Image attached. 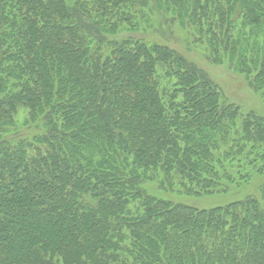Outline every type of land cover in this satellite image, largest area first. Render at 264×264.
Returning <instances> with one entry per match:
<instances>
[{
	"label": "trees",
	"instance_id": "16d2710c",
	"mask_svg": "<svg viewBox=\"0 0 264 264\" xmlns=\"http://www.w3.org/2000/svg\"><path fill=\"white\" fill-rule=\"evenodd\" d=\"M150 5L264 94V0H0V264H264V117L119 39Z\"/></svg>",
	"mask_w": 264,
	"mask_h": 264
},
{
	"label": "rangeland",
	"instance_id": "374dc122",
	"mask_svg": "<svg viewBox=\"0 0 264 264\" xmlns=\"http://www.w3.org/2000/svg\"><path fill=\"white\" fill-rule=\"evenodd\" d=\"M149 12L145 11L146 17L139 19L136 27L126 29L119 34V39H135L148 45H167L188 61L194 63L202 69L210 80L218 86L222 95V101L228 105L237 106L243 115L254 112L264 117V94L255 92L248 81L240 74L230 68L227 63H213L205 50V46L193 44L192 32L188 27H183L180 23H172L169 15H160L149 6ZM172 85V84H170ZM26 116V111L21 110L18 115L20 124ZM263 182L262 178H255L249 183L236 188H231L227 194H218L202 197H188L176 193H165L159 191L157 184L146 183L143 188L147 194L156 196L174 203L193 205L199 208H212L226 205L233 201L257 196L259 187Z\"/></svg>",
	"mask_w": 264,
	"mask_h": 264
}]
</instances>
